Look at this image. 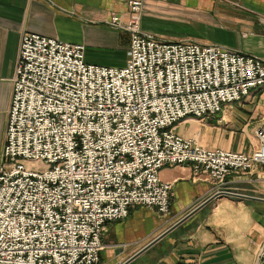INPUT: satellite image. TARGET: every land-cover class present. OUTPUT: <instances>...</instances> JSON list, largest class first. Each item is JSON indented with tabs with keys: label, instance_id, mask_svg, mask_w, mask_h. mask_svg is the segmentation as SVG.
<instances>
[{
	"label": "built area",
	"instance_id": "2783aa9c",
	"mask_svg": "<svg viewBox=\"0 0 264 264\" xmlns=\"http://www.w3.org/2000/svg\"><path fill=\"white\" fill-rule=\"evenodd\" d=\"M143 2H129L125 23L116 14L108 22L130 36L123 68L87 64L81 45L23 35L0 157V264H98L107 224L132 207L169 212L164 167L191 165L216 196H232L223 189L230 175L264 167V125L247 154L175 132L263 89L264 61L149 37Z\"/></svg>",
	"mask_w": 264,
	"mask_h": 264
},
{
	"label": "crops",
	"instance_id": "0c3cea01",
	"mask_svg": "<svg viewBox=\"0 0 264 264\" xmlns=\"http://www.w3.org/2000/svg\"><path fill=\"white\" fill-rule=\"evenodd\" d=\"M131 1L0 0V157L23 35L81 45L87 64L123 68L130 36L108 22L116 14L125 23ZM261 15L264 0H144L141 31L166 43L216 46L264 61ZM262 125L264 88L215 117L181 121L175 132L205 149L247 154ZM159 177L172 186L170 212L132 207L127 218L107 224L99 264L136 254L131 264H264V167L230 175L223 189L232 196H216L214 183L189 164L164 167Z\"/></svg>",
	"mask_w": 264,
	"mask_h": 264
},
{
	"label": "rangeland",
	"instance_id": "374dc122",
	"mask_svg": "<svg viewBox=\"0 0 264 264\" xmlns=\"http://www.w3.org/2000/svg\"><path fill=\"white\" fill-rule=\"evenodd\" d=\"M241 8H243V7H241ZM142 12H143V10H142ZM21 163L25 166L26 169L31 170V171H35V172H42V171L47 169V167L41 162L22 161ZM169 212H170V208H169ZM99 262H100V260H99ZM125 262L126 261H124V262H122L120 264H124Z\"/></svg>",
	"mask_w": 264,
	"mask_h": 264
},
{
	"label": "water",
	"instance_id": "95a60500",
	"mask_svg": "<svg viewBox=\"0 0 264 264\" xmlns=\"http://www.w3.org/2000/svg\"><path fill=\"white\" fill-rule=\"evenodd\" d=\"M180 224V223H179ZM156 241H153V243ZM151 246V245H150ZM149 248V246L147 247ZM139 256V254L134 255L133 257H131L128 261H126L124 264H131V262L136 259Z\"/></svg>",
	"mask_w": 264,
	"mask_h": 264
},
{
	"label": "bare ground",
	"instance_id": "6f19581e",
	"mask_svg": "<svg viewBox=\"0 0 264 264\" xmlns=\"http://www.w3.org/2000/svg\"><path fill=\"white\" fill-rule=\"evenodd\" d=\"M196 120V119H195Z\"/></svg>",
	"mask_w": 264,
	"mask_h": 264
}]
</instances>
